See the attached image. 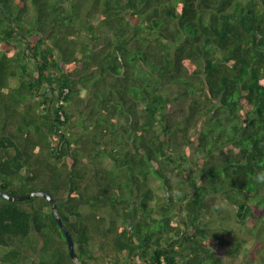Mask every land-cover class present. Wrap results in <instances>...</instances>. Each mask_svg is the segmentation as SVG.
<instances>
[{
	"label": "trees",
	"instance_id": "16d2710c",
	"mask_svg": "<svg viewBox=\"0 0 264 264\" xmlns=\"http://www.w3.org/2000/svg\"><path fill=\"white\" fill-rule=\"evenodd\" d=\"M261 172L264 0H0V190L84 264H264ZM0 264H76L46 198Z\"/></svg>",
	"mask_w": 264,
	"mask_h": 264
},
{
	"label": "water",
	"instance_id": "95a60500",
	"mask_svg": "<svg viewBox=\"0 0 264 264\" xmlns=\"http://www.w3.org/2000/svg\"><path fill=\"white\" fill-rule=\"evenodd\" d=\"M0 196H2L4 199L10 200V201H23V200L31 199L35 196H41V197L46 198L51 204L52 210L55 214V217L57 219L58 224L60 225V227L62 228V230L65 233V236H66L67 241H68L69 253H70L72 260L76 264H84L83 262H81V260L78 257V254H77L76 249H75V242H74V239L71 235V232L69 231V229L65 226V224L62 221V218L59 214L58 204L51 195H49L46 191H43V190L34 191V192H31V193L26 194V195H14V194L5 193V192L0 190Z\"/></svg>",
	"mask_w": 264,
	"mask_h": 264
},
{
	"label": "rangeland",
	"instance_id": "374dc122",
	"mask_svg": "<svg viewBox=\"0 0 264 264\" xmlns=\"http://www.w3.org/2000/svg\"><path fill=\"white\" fill-rule=\"evenodd\" d=\"M13 84H16V81H14ZM154 186L156 187V189L158 190V192H160V194L163 193V190L160 189L158 182L154 181ZM231 224L232 225H230V226L233 227L234 224L233 223H231ZM236 235H238L239 237H241V238H243L245 240V243L243 245V249H242L241 253L238 255L237 260H236V264H238L240 262L241 257L243 256L244 252L246 250H251V249H253L256 246L255 245L256 244L255 243L256 240H255L254 237H249L243 231H238V233ZM236 235L235 234H230V237L236 238Z\"/></svg>",
	"mask_w": 264,
	"mask_h": 264
},
{
	"label": "clouds",
	"instance_id": "9594fccd",
	"mask_svg": "<svg viewBox=\"0 0 264 264\" xmlns=\"http://www.w3.org/2000/svg\"><path fill=\"white\" fill-rule=\"evenodd\" d=\"M256 179L258 181L264 182V172L258 173Z\"/></svg>",
	"mask_w": 264,
	"mask_h": 264
}]
</instances>
